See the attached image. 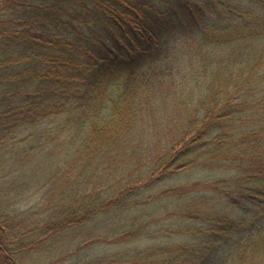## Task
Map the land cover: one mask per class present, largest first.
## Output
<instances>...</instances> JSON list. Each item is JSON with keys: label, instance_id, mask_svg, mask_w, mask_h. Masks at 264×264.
I'll list each match as a JSON object with an SVG mask.
<instances>
[{"label": "trees", "instance_id": "1", "mask_svg": "<svg viewBox=\"0 0 264 264\" xmlns=\"http://www.w3.org/2000/svg\"><path fill=\"white\" fill-rule=\"evenodd\" d=\"M195 167L229 171L178 206L197 226L126 252L160 217L135 210L149 188ZM0 179V264H98V243L115 264H264V0H0Z\"/></svg>", "mask_w": 264, "mask_h": 264}, {"label": "rangeland", "instance_id": "2", "mask_svg": "<svg viewBox=\"0 0 264 264\" xmlns=\"http://www.w3.org/2000/svg\"><path fill=\"white\" fill-rule=\"evenodd\" d=\"M52 153L46 154V157H49V166H44L41 165L43 161L42 156L38 157L34 164L36 167L42 166V168H39L38 171L42 169H46V173H48L50 170L53 169L52 166V159L51 157H54ZM39 165V166H37ZM20 170V168H19ZM16 171L15 173H17ZM22 173H25V171H21ZM20 172V173H21ZM14 173V174H15ZM20 173H17L15 175L10 176V179L12 180V184H24L26 180L28 179V174L23 177H20ZM229 171L226 168H221V169H213V168H204V167H195L193 169H186L183 170L166 180L156 184L155 186L149 188V190L146 192V196L144 195L142 198L143 205L140 207H136L135 210L140 211L141 208L146 210V214L151 212V209H154V206H156V203H159L160 205V217H155L153 220L149 219L147 222L148 226L144 229H139L136 231L137 233H140V235H145L144 240H138L137 237L134 239L129 238L127 241L130 239H133L132 242L127 245L121 238L118 237V242L122 243L125 245V247H128L124 249L121 252H134L136 249H143L144 246L150 245V247L161 245V244H167L169 242H173L172 236H170V232L173 229H177L178 227L181 226H192L196 227L197 222L193 221H177L178 215L175 217V212L178 209V206L183 207L181 208L183 212L187 211L189 214L191 213L190 211H194L197 209H200L198 204H195L196 200H198L201 197V194H207L211 197H213V182L216 181L217 179L223 178V177H228ZM1 180V179H0ZM3 181V184H2ZM0 181V186H11L8 184L9 180L5 181L4 179ZM14 187V186H11ZM23 187V186H20ZM8 188V187H4ZM6 193V192H5ZM171 195H178L179 197L174 200V198ZM188 196V198H184L183 196ZM18 197V196H17ZM16 197V198H17ZM181 197V198H180ZM188 199V200H187ZM40 201V195L38 193H32L27 190H23L22 194L18 198V205L19 207L26 209L30 208L31 206H34L33 209V214L30 215V218H36V219H41V214L40 209L38 211V207L36 206V203ZM188 201V202H187ZM206 205H213V199L204 197L203 199L200 200ZM191 203H194L193 205H190ZM211 205V206H212ZM164 208V209H163ZM137 211V212H138ZM129 211L126 210H117L116 215H117V220H119L121 217H126L129 215ZM157 215V214H156ZM159 215V214H158ZM196 223V224H195ZM118 227V226H117ZM135 234V232H134ZM119 244V243H117ZM68 245V241L66 243ZM115 246V245H114ZM106 247H110L109 244L106 243H98L97 247V254L91 253V255H88L86 252H81L80 258L85 260V259H93L96 257H99V263L102 264L103 261L115 264L118 262V260L115 257V254L118 253V251H112L106 249ZM113 247V246H112ZM33 248V247H31ZM46 250L37 249L33 248V251L31 253H28L24 257V264H73L74 258L71 257V255H66L62 257L60 254L59 257L56 259L54 256L52 257L51 253H46ZM119 251V253H120ZM45 253V254H44ZM105 256V257H103ZM51 257V259H50ZM90 257V258H89ZM103 257V258H101ZM2 255L0 254V263L2 262ZM50 259V261H49ZM96 261V262H97Z\"/></svg>", "mask_w": 264, "mask_h": 264}]
</instances>
